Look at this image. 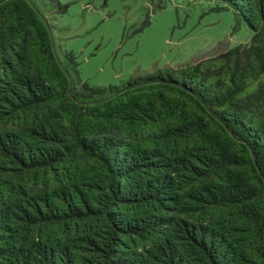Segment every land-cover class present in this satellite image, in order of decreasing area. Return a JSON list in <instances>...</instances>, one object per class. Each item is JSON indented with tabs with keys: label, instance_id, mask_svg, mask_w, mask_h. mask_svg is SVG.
<instances>
[{
	"label": "trees",
	"instance_id": "trees-1",
	"mask_svg": "<svg viewBox=\"0 0 264 264\" xmlns=\"http://www.w3.org/2000/svg\"><path fill=\"white\" fill-rule=\"evenodd\" d=\"M184 1L251 41L97 86L0 0V264H264V0Z\"/></svg>",
	"mask_w": 264,
	"mask_h": 264
},
{
	"label": "rangeland",
	"instance_id": "rangeland-1",
	"mask_svg": "<svg viewBox=\"0 0 264 264\" xmlns=\"http://www.w3.org/2000/svg\"><path fill=\"white\" fill-rule=\"evenodd\" d=\"M37 0L60 55L74 52L76 82L121 85L248 43L247 26L234 30L231 10L184 0ZM56 2L67 6L59 13ZM162 5L163 8H159ZM77 82V83H78Z\"/></svg>",
	"mask_w": 264,
	"mask_h": 264
},
{
	"label": "water",
	"instance_id": "water-1",
	"mask_svg": "<svg viewBox=\"0 0 264 264\" xmlns=\"http://www.w3.org/2000/svg\"><path fill=\"white\" fill-rule=\"evenodd\" d=\"M49 30L51 31V29H49ZM52 44H53L54 54H55L57 60L60 61V60H59V56H58V52H57V48H56V45H55V41H54V38H53V37H52ZM66 73L68 74L67 71H66ZM68 76H69V80H70V94L72 95L73 80H72V78H71V76H70L69 74H68ZM91 102H96V101H90V102H79V103L83 104V103H91Z\"/></svg>",
	"mask_w": 264,
	"mask_h": 264
}]
</instances>
